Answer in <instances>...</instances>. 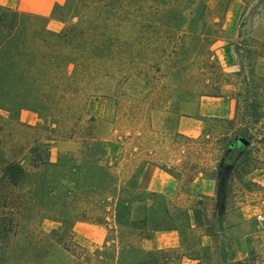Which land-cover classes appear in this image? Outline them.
I'll list each match as a JSON object with an SVG mask.
<instances>
[{
  "label": "trees",
  "instance_id": "trees-1",
  "mask_svg": "<svg viewBox=\"0 0 264 264\" xmlns=\"http://www.w3.org/2000/svg\"><path fill=\"white\" fill-rule=\"evenodd\" d=\"M207 1L64 0L49 16L0 5V264H52L62 251L85 264H264V227L252 234L246 221L223 225L227 212L239 209L229 206L232 188L264 166L257 156L264 147V33L224 39L234 0L213 8ZM51 21L60 28L51 29ZM218 42L232 49L230 71L213 54ZM189 66L198 77L188 87ZM116 71L155 89L153 101L171 110L230 86L234 113L220 127L234 138L226 135L223 151L239 137L249 145L238 144L228 164L225 198L196 196L184 207L148 190L137 173L124 175L117 160L101 161L95 119L84 118L89 102L102 96L101 81ZM23 111L38 121L21 122ZM172 138L206 143L204 133ZM54 140L74 141L79 150L52 161ZM77 223L106 225L101 245L89 251L77 243ZM164 231L177 234V246L137 245Z\"/></svg>",
  "mask_w": 264,
  "mask_h": 264
},
{
  "label": "rangeland",
  "instance_id": "rangeland-1",
  "mask_svg": "<svg viewBox=\"0 0 264 264\" xmlns=\"http://www.w3.org/2000/svg\"><path fill=\"white\" fill-rule=\"evenodd\" d=\"M218 1L208 0L207 3L213 8ZM256 4L245 6L238 0L232 2L224 20L226 30L223 34L224 39L249 33L261 36L264 33V19L261 15L264 12V2ZM60 26L54 21L49 24L53 30L59 29ZM221 46V42L216 43L213 54L227 72L234 67L232 49ZM125 76L122 71H116L103 79L102 96L91 100L86 108L84 119L88 117L95 119L97 135L103 142L100 151L101 161L117 160L119 171L122 170L124 175L137 173L138 181L145 184L148 190L161 193L184 207H188L196 196L225 198L228 164L240 153L238 144L233 145L231 147L233 150L228 154L223 151L226 135L234 138V131L220 127L224 126L222 121L230 119L234 113L235 101L230 93H227L230 86L225 85L224 92L217 97H203L199 101L185 98L184 103L171 110L172 106L168 109L165 102L153 101L157 95L155 89L144 86L140 80L130 77L125 79ZM197 77L195 67L189 66L185 70L183 82L188 87L193 86ZM208 77L200 76L206 81L209 80ZM157 82L164 85L166 80L160 79ZM213 102L221 105L224 112L229 109L230 117L202 115L201 109ZM183 117L193 118L195 125L193 133L181 132L185 126L178 130V121ZM19 118L21 122L29 125L38 121L36 114L30 111L21 112ZM176 133L189 139L197 138L204 133L206 143L203 140H199V143L188 140L175 142L172 136ZM259 147L257 156L264 162V147ZM78 150L79 145L74 141L54 140L49 150L50 160L54 161L61 152L76 153ZM262 167L252 174L241 177L243 185H239V188L238 186L232 188L229 206L236 202L239 209L227 212L224 226L246 221L252 234H259L262 231L264 166ZM192 173L195 175L190 179ZM245 189L249 191L246 192ZM107 229L106 225L77 223L72 234L77 243L92 251L101 245ZM231 233L236 234L235 231ZM137 245L144 251L152 248H171L178 245V237L175 232H157L152 241H139ZM52 264L85 263L78 254L72 255L62 251L56 253Z\"/></svg>",
  "mask_w": 264,
  "mask_h": 264
},
{
  "label": "crops",
  "instance_id": "crops-1",
  "mask_svg": "<svg viewBox=\"0 0 264 264\" xmlns=\"http://www.w3.org/2000/svg\"><path fill=\"white\" fill-rule=\"evenodd\" d=\"M63 0H0L1 6H6L13 9H19L26 12H32L42 16H49L52 6L55 3H62ZM16 6V8H15ZM201 114L205 116H217V117H230V111L227 109L226 112L222 109L221 105L218 103H212L209 106L201 109ZM193 118H180L178 121V130L180 131L182 126H185V134H191L194 132L195 125L193 124ZM173 232V231H164Z\"/></svg>",
  "mask_w": 264,
  "mask_h": 264
},
{
  "label": "water",
  "instance_id": "water-1",
  "mask_svg": "<svg viewBox=\"0 0 264 264\" xmlns=\"http://www.w3.org/2000/svg\"><path fill=\"white\" fill-rule=\"evenodd\" d=\"M237 143L239 145H242V146H248L249 145V142L242 137L237 138Z\"/></svg>",
  "mask_w": 264,
  "mask_h": 264
}]
</instances>
